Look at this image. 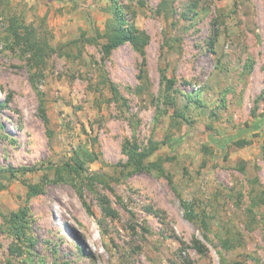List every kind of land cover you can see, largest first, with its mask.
Instances as JSON below:
<instances>
[{
  "label": "rangeland",
  "instance_id": "rangeland-1",
  "mask_svg": "<svg viewBox=\"0 0 264 264\" xmlns=\"http://www.w3.org/2000/svg\"><path fill=\"white\" fill-rule=\"evenodd\" d=\"M0 169V264H264V0H0Z\"/></svg>",
  "mask_w": 264,
  "mask_h": 264
},
{
  "label": "trees",
  "instance_id": "trees-1",
  "mask_svg": "<svg viewBox=\"0 0 264 264\" xmlns=\"http://www.w3.org/2000/svg\"><path fill=\"white\" fill-rule=\"evenodd\" d=\"M116 14H117V23L118 25L113 29L112 31V35L110 36L108 42L106 44L103 45L102 49H103V53L105 56L109 57L112 52L117 49L118 47H120L121 45L125 44V43H131L139 52H141V54L144 53V46L147 42V38L145 37V41L143 40L142 36L144 35V33H139V31L135 28V27H126V23L124 18L122 17V9L118 7H116ZM119 16V17H118ZM12 20V19H11ZM14 22H11V25H13ZM25 33H21L18 34L17 31L14 30V35L16 38L15 42H19L21 44H26V46L28 48H30L31 50H34V52L36 54H39L40 59H44L45 58V49L41 48V47H37L35 45V35H33L32 31H29V28H26ZM13 31V30H11ZM21 41V42H20ZM39 45V44H37ZM40 46V45H39ZM259 126V125H258ZM241 144H246L244 142H242ZM155 148V147H154ZM157 148V147H156ZM155 148V149H156ZM140 165V163H139ZM72 171L75 172H79V170H83V162H79V165H77L76 167L70 166ZM2 171V169H0V172ZM29 186V193L30 195H38L40 194L42 191L40 190L39 187L33 186V185H28ZM84 205L89 208V206L87 205V202L83 200ZM183 205L185 207L186 210V217L193 221V215L191 213V211L189 210L188 206L186 205L185 202H183ZM23 216H26L27 214L25 212L22 213H16L15 215H13V226L16 230L19 229V231H21V227L19 225V223L21 222V218ZM17 235V239H19V234L16 233ZM236 264H243V263H236Z\"/></svg>",
  "mask_w": 264,
  "mask_h": 264
}]
</instances>
